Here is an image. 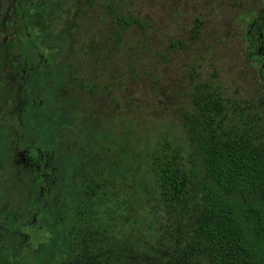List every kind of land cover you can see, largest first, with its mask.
<instances>
[{"label":"rangeland","instance_id":"obj_1","mask_svg":"<svg viewBox=\"0 0 264 264\" xmlns=\"http://www.w3.org/2000/svg\"><path fill=\"white\" fill-rule=\"evenodd\" d=\"M23 1L17 11L25 21L26 12L39 13L42 24L49 22L41 29L45 36L33 30L38 23L30 27L31 43L51 58L45 67L50 78L39 84L65 89L59 105H79L59 133L54 135L48 123L38 130L41 152L52 160L55 185L44 183V192H37L41 185L23 192L14 173L22 170L18 162L23 160L11 153L9 133L12 129L18 136L20 124L8 120L0 97V254L7 258L5 264H55L63 258L76 217L70 203L78 199L83 172L91 183L106 184L105 198L100 189L97 198L82 197L84 203L78 206L87 210L89 205L86 219L111 233L118 254L110 264H137L124 242L141 250L159 236L154 224L146 230L155 220L152 161L165 141L189 151L183 123L193 110L196 89L208 84L227 100V109L250 106L264 123V72L253 63L244 39L262 9L261 0H92V8L84 11L75 8V0ZM106 6L141 25L116 27ZM13 10L11 0H0V13L6 14L0 19L14 22L5 28L0 22V44L2 39L14 40L28 53L23 23ZM0 51L5 50L0 46ZM1 59L0 53V66ZM38 69L42 72L43 64ZM71 75L83 82L79 88ZM1 91L7 96L9 84ZM43 94L48 105L54 103ZM43 122L29 120V128ZM32 136L37 134L26 138L30 143ZM25 154L28 164H36L30 150ZM25 172L30 183L27 168ZM42 193L45 197L39 200ZM57 194L59 209L42 206Z\"/></svg>","mask_w":264,"mask_h":264},{"label":"trees","instance_id":"obj_2","mask_svg":"<svg viewBox=\"0 0 264 264\" xmlns=\"http://www.w3.org/2000/svg\"><path fill=\"white\" fill-rule=\"evenodd\" d=\"M11 1L16 8L13 11L23 23L22 32L26 36L23 42L30 51L23 53V48L17 46L14 40H1L0 46L5 51H0V97L5 102L8 120L16 119L21 129L20 133L17 132L18 136L12 129L9 130L14 143L11 153L23 160L18 162L22 170H14L16 182L23 192L26 187L29 191L32 188L36 190L37 185H41L37 192H44L47 185L53 188L55 183L51 179V157H44L39 147L38 130L48 123L54 135L59 133L79 104L65 102L59 105L65 89L54 86L48 90L45 84H39L50 78L51 70L45 67L50 64L51 58L49 55L43 57L40 45L31 43L30 27L32 22L38 23L39 26L35 25L33 30L45 36L41 29L48 27L49 22L42 24L39 13L26 12L25 21L22 13L17 11L24 1ZM25 2L32 3V0ZM92 4V0H75L73 5L77 10L84 11L92 8ZM106 8L116 27L141 25L133 16L115 14L111 6ZM0 15L6 16L4 13ZM260 20L264 23V9L257 19L249 23L244 37L250 58L259 66L262 62L256 52V40L259 32L264 37V26L258 31ZM0 22L2 28L14 25L4 17ZM70 27L71 24H67L66 28ZM40 64L44 67L42 72L38 69ZM263 72L260 67V73ZM74 77L68 76L71 81L75 80L79 88L83 82ZM5 84H9L7 96L1 93ZM43 91L54 103L48 105ZM192 103L193 110L183 123L190 142L189 151L172 148L165 141L152 161L151 173L157 191L153 206L155 215H152L155 220L147 224L146 230L154 224L159 229V236L141 246V250L130 247L128 241L124 242V246L131 260L137 264L140 261L144 264H200L203 258L205 264H264V123L250 106L227 109V100L208 84L196 89ZM42 118L43 123L29 128V120L40 122ZM33 132L37 137L32 136L30 143L26 138ZM27 150L32 152L36 164H28V157L22 156ZM49 152L54 154L52 148ZM3 164L4 160L0 162V168ZM25 168L32 179L30 183ZM82 173L80 178L84 177V181L78 185V201L70 203L75 204L73 212L76 217L68 231L66 252L55 264H110L113 256L118 254L111 233L108 228L90 224L86 219L89 205L87 210H80L78 206L84 203L82 197L97 198L100 189H104L101 196L105 198L106 184H93ZM44 197L42 193L39 200ZM58 200L59 194L42 206L53 205L59 209ZM6 260L0 254V264H5Z\"/></svg>","mask_w":264,"mask_h":264},{"label":"flooded vegetation","instance_id":"obj_3","mask_svg":"<svg viewBox=\"0 0 264 264\" xmlns=\"http://www.w3.org/2000/svg\"><path fill=\"white\" fill-rule=\"evenodd\" d=\"M261 3H262V7H263L264 6V0H261ZM263 9H261V10H263ZM262 26H264V23L260 20L258 22V31H260L259 28H261ZM256 46H257L256 52L258 55H260L261 62H262L260 67L264 71V37H263L262 33H260V32H259V37L256 40Z\"/></svg>","mask_w":264,"mask_h":264}]
</instances>
